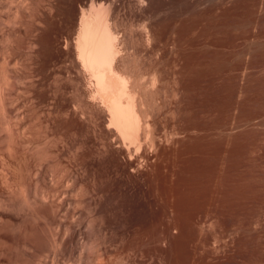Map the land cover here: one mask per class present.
Returning <instances> with one entry per match:
<instances>
[{
	"label": "bare ground",
	"instance_id": "obj_1",
	"mask_svg": "<svg viewBox=\"0 0 264 264\" xmlns=\"http://www.w3.org/2000/svg\"><path fill=\"white\" fill-rule=\"evenodd\" d=\"M151 1L0 0V264H209L217 131L159 118L168 66L136 64L156 47ZM171 44L183 70L209 40Z\"/></svg>",
	"mask_w": 264,
	"mask_h": 264
},
{
	"label": "rangeland",
	"instance_id": "obj_2",
	"mask_svg": "<svg viewBox=\"0 0 264 264\" xmlns=\"http://www.w3.org/2000/svg\"><path fill=\"white\" fill-rule=\"evenodd\" d=\"M189 1H151L152 3L147 6L145 12L150 7L156 13V19L152 26L156 47L148 49L141 42H138L135 48H137L136 56L138 55L136 61H139L136 64L137 66L140 64L138 67L143 66L139 68L140 70H149L158 61L157 57L161 56V61L164 63H160L159 66L169 67L166 68L169 70L167 71L168 74H162L165 76V80L159 86L158 94L157 92L153 94L159 96L162 94L163 100L161 96L159 98L153 96V98L155 97L157 103L159 102V105L155 103L158 105L157 109L165 107L163 111L159 112V116L161 115L159 118H166V115L169 114V119L166 118V124L169 128L174 125L173 123H175V126L186 123L205 127L213 124L217 131L216 170L219 192L216 203L208 211L209 220H206L205 227L200 229V235L210 249L207 257L209 261L206 260V262L209 264H264V49H261L264 48V0H214L210 3L204 2L194 9H187ZM249 25H251V28ZM246 26L249 28L247 29ZM174 32H176L175 36L177 37H173ZM193 33H198L202 39L209 40V44L196 56V59L193 58L188 63L187 68L185 66L181 70L179 66L182 65V62L174 57L176 49H173L174 46L171 41H173V38L177 41L182 40ZM160 39L170 41L169 46L167 45L168 47L162 52L157 50ZM128 40L130 43L129 38H127V43ZM243 46L244 48H242ZM171 49H173L172 53ZM216 51L218 52L216 53ZM249 53L253 54L249 55ZM151 58L154 59L150 61ZM174 62H178V65L174 66ZM174 70H176V73H173ZM167 75L168 77H166ZM175 76L179 81L178 84H180L177 86L180 87L179 92L175 86L178 85ZM168 82L169 84H167ZM164 89L169 90L167 95H164ZM173 92L178 94L176 95ZM175 95L180 96L177 97L178 100ZM165 103H167V107ZM173 109L176 112L179 111L175 113L172 111ZM170 113L176 114V118L174 114ZM172 116L176 119L175 122ZM210 222L218 226H216V232L213 229L215 227ZM211 226L212 228L209 230ZM220 227L224 229L222 230ZM203 229L206 230H204V235H202ZM212 231L213 233H211ZM222 233L224 236H222ZM230 234L235 235L233 238L236 240H233ZM218 235L221 237L219 238ZM222 238L225 240L230 238V240H227L228 244ZM216 241L218 244L221 241L222 244H219L221 250ZM234 241L235 244H233ZM214 244H217V248H215L216 246L213 247ZM226 244L227 246H225ZM223 246L227 248H224L225 252ZM219 253L221 254L219 255Z\"/></svg>",
	"mask_w": 264,
	"mask_h": 264
}]
</instances>
